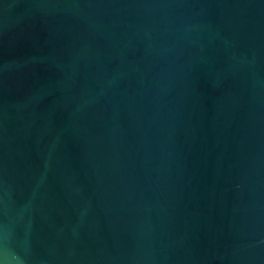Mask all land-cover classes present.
Segmentation results:
<instances>
[{"label": "water", "instance_id": "obj_1", "mask_svg": "<svg viewBox=\"0 0 264 264\" xmlns=\"http://www.w3.org/2000/svg\"><path fill=\"white\" fill-rule=\"evenodd\" d=\"M0 264H264V0H0Z\"/></svg>", "mask_w": 264, "mask_h": 264}]
</instances>
